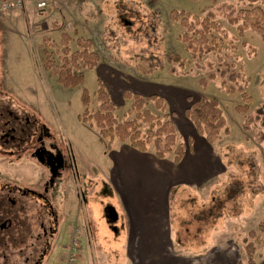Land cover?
<instances>
[{
  "label": "rangeland",
  "instance_id": "374dc122",
  "mask_svg": "<svg viewBox=\"0 0 264 264\" xmlns=\"http://www.w3.org/2000/svg\"><path fill=\"white\" fill-rule=\"evenodd\" d=\"M214 5L213 0H57L42 13L31 9L26 14L0 15L2 89L17 91L19 101L37 112L58 141L69 148L77 165L75 192L78 210L83 205L87 208L98 205L105 218L102 229L98 226V231L100 229L101 232L105 224L109 226V229L105 227L102 243L97 244L102 246V250L101 246L93 247V253V248L91 251L84 247L82 257L75 264H127L116 257L115 251H109L107 244L110 238L121 242L119 252L129 251L133 256L137 255L140 246L138 242L131 244L124 240L123 243L120 239L123 237L121 232H127L123 198L126 199L128 186L132 189L136 187L135 180L127 178L129 171L127 174L123 171L117 156L128 145L119 141H102L96 126L81 120L85 110L81 101L84 87L91 95L90 111L98 110V76L107 83L119 107L121 120L128 116L132 103L123 99L125 89L135 92L144 88V91L161 90L173 94L168 99L164 93L156 92L165 97L175 114L181 140L191 139L189 156L198 151L194 160L187 159L185 164L179 165L183 183L177 184L176 181L169 186L172 190L166 202L169 227L166 249L170 250V244L174 253H188L193 247L206 243L203 235L215 234L218 241H222L224 236V240L237 243L235 260L246 261L243 239L249 232L256 231L261 237L257 242L258 253L264 256V235L259 231V224L264 222V147L257 139L262 125L257 122L249 131L244 130L246 117L255 116L258 109L264 110V39L252 31L240 35L236 26H231L222 17L218 19L229 39H235V71L242 66L243 76L248 81L247 90L252 101L249 110L244 113L240 109L244 105L241 95L227 91L228 86L233 84L228 82L227 88H223L221 79L209 80L211 72L198 67L213 61L216 63L215 70H219L221 66L217 63V53L224 55L233 49L225 44L219 52L193 57L182 40L185 29L171 17L174 11H184L203 18V13ZM65 33L73 38L74 50L77 49V38L85 37L92 40L94 50L101 57L100 68L85 72L83 87L65 88L58 82V77L45 68L48 57L55 65H60L57 47ZM170 56H179L184 64L171 62ZM172 69H177L180 75H174ZM202 80L207 81V87L202 86ZM108 82H112L113 86ZM202 96L218 101L230 129L229 135H224L210 147L212 170L216 172L205 181L200 173L208 171L204 155L210 152L208 149L205 152V148L199 149L197 139L189 136L190 121L185 116V109L191 100ZM146 109L162 116L152 103H148ZM152 149L145 154L155 156ZM164 161L173 162L171 156ZM140 175L142 177L138 181L145 183L151 193L147 197H153L152 189L161 188L169 180L163 173L151 169L140 170ZM115 178L121 184L120 191L116 190ZM111 210L116 213V220L107 217ZM73 213V208L63 213L67 218H62L61 232L56 240L51 241V252L44 264L65 263L73 225L80 227L81 222L74 224L70 217ZM82 213L79 210V216L75 218L79 219ZM124 236L126 239L127 236ZM81 242L83 246V240ZM141 247L144 257L162 250L159 244L146 242H142ZM152 248L155 249L151 251ZM131 261H128L129 264Z\"/></svg>",
  "mask_w": 264,
  "mask_h": 264
},
{
  "label": "trees",
  "instance_id": "16d2710c",
  "mask_svg": "<svg viewBox=\"0 0 264 264\" xmlns=\"http://www.w3.org/2000/svg\"><path fill=\"white\" fill-rule=\"evenodd\" d=\"M219 1L213 0L215 5L203 13V18L184 11H174L171 17L173 20L179 21L185 29L186 33L182 40L186 43L187 51L193 57L219 52L221 46L225 44L233 49L232 52L224 55L217 53V63L221 66L219 70H215L216 63L213 61H208L204 66L198 65V67L211 72L209 80L221 79L223 88H227V83L231 82L233 85L228 86L227 91L237 92L241 95L244 105L240 109L246 113L252 101L247 90L248 81L243 76L244 68L242 66L239 71H235V39H229L227 31L218 22V19L222 17L231 26H236L240 35L252 31L264 39V0ZM72 42L73 38L70 35L63 34L60 46L57 47V52L60 53V65H55L50 57L46 59L45 64L46 70L52 71L58 77V82L65 88L83 87L85 72L94 70L101 64V57L94 50L92 40L78 37L76 50L72 48ZM244 45L247 46L245 43ZM169 60L175 61L181 66L184 64L179 56H170ZM172 73L180 75L177 69H172ZM97 81L98 110L90 111L92 99L90 92L84 87L81 101L85 110L81 120L92 126L95 125L102 141L109 140L110 143L119 141L142 153H147L150 148H153L152 150L159 160H166L171 156L174 164L179 165L183 162L192 148L191 139L185 142L181 140L174 120L175 114L165 97L158 94L141 95L126 89L122 97L124 100L132 102L127 115L133 118L129 119L128 116H125L121 120L118 116L119 107L114 102L106 83L100 76ZM201 84L203 87H207V81L202 80ZM148 103L154 104L155 109L162 113V116L146 109ZM185 116L193 124L197 134L204 137L209 145H214L224 135L230 133L225 114L214 98L202 96L199 99L191 100L185 109ZM257 122L262 125L257 139L264 147V110L258 109L255 116L248 115L244 130L249 131L255 127ZM259 231L264 235V222L259 224ZM260 240L261 237L256 231L249 232L248 236L243 239L246 261L240 260L238 264H257V242ZM262 243L264 244V237ZM80 250H82V242Z\"/></svg>",
  "mask_w": 264,
  "mask_h": 264
},
{
  "label": "flooded vegetation",
  "instance_id": "af4514ba",
  "mask_svg": "<svg viewBox=\"0 0 264 264\" xmlns=\"http://www.w3.org/2000/svg\"><path fill=\"white\" fill-rule=\"evenodd\" d=\"M76 183L69 148L0 83V264H44L63 208L77 209Z\"/></svg>",
  "mask_w": 264,
  "mask_h": 264
},
{
  "label": "crops",
  "instance_id": "0c3cea01",
  "mask_svg": "<svg viewBox=\"0 0 264 264\" xmlns=\"http://www.w3.org/2000/svg\"><path fill=\"white\" fill-rule=\"evenodd\" d=\"M101 75L107 77L109 76V75H105L104 73ZM109 84L113 86L112 82ZM140 89H141L140 91H135V92L132 91V92L141 95L164 93V96L166 98L169 97L168 99H171V95H173V94L169 95L168 93H165V91L162 92L161 90L144 91V88H140ZM120 90L121 89H119L117 93ZM189 130H190L189 136L190 135H191L190 137L194 136L195 139H197L199 143L198 144L199 149L201 148L203 150L205 148V152L207 149L210 152L211 145H209L206 142V140L203 139V137L201 138L199 135H198L199 137L197 136L195 127L191 122H190ZM113 154L115 155L116 153ZM197 154L198 151L195 152L193 156L191 155L189 156L188 153L184 160L185 161L187 159L194 160ZM117 156L119 158L121 168L123 169V171H125L126 174L129 171L127 178L130 181L135 180V184H136V187H133V189L131 188V186L127 187V189L128 188L129 189L127 190L126 193V199L123 198L124 201L123 209L127 218V228H126L127 232L126 234H124L125 232H121V235L123 237H121L120 239L123 243L124 240L126 242H130L131 244L132 242L133 243L138 242L140 243V246L137 255L133 256L130 255L129 251L126 252L127 254L124 252V250L119 252L118 249H120L119 244L121 242H116L115 239L110 238L109 239L110 243L107 244L110 247L109 251L111 252L115 251V254L117 255L116 257L124 260L125 262H127V264H129L128 261L130 260H132L131 264H238L240 260L238 258H237L238 260L237 259L235 260V256H234L235 255L234 251L238 247V244L231 241L230 239L224 240V236L222 237L223 238L222 241H218L217 237L215 238V234L209 236L203 235L202 238L205 239L206 243L203 245H197L193 247V249L189 250L188 253H183V252H180V254L174 253L175 251H173L170 244H169L170 250L168 248L167 250L165 246V241L166 242L168 241V231H169L168 222H167L168 221L167 219L168 205L166 203L167 195L172 190L171 188L172 186L169 188L171 184L172 185L175 184L176 181H178L177 184L183 183L179 175L181 174L182 171L181 167L179 166L180 164L176 165L173 162H168V161L165 162L164 160H159L156 156H153L152 154L148 155L139 152L129 146H124V151ZM204 158H206L205 161L208 171H205L204 174L200 173V176H202L203 181L208 179L213 173L216 172L215 170H212V158H213L212 152L207 153V156L204 155ZM184 160L183 162L185 164ZM132 168L133 170H131ZM147 169H151L154 172L159 171L160 173H163L164 175L167 176V180L169 177V180L163 186H161V188L152 189L154 195L153 197H147V194H151V193L146 189L145 183L138 181V179L142 177L140 175V170L144 171ZM134 170L135 172L132 173V171ZM116 179L117 178L114 179V184L116 188L118 187L116 190L120 191L121 184ZM79 210L80 211L82 210L83 213L81 217L78 219L75 217L79 216L77 215L79 213ZM79 210L78 208L74 209V213L70 217H72L76 223L81 220L80 228L82 229V240H83L82 249H84V247L88 250H91V248L93 247L99 248L101 245L100 246L97 245L98 242L102 243L101 239L102 237H105L104 231L106 230V228L109 229V226L105 224L106 228L104 227L103 230L100 232V229H102V226L105 223V218L104 215L102 214L103 212L101 213L100 211L101 209L100 207H98V205L97 206L92 205L89 208H87L86 205H83ZM67 211H69V207L65 206L62 210V214L63 213L66 214ZM63 217L64 219L67 218V216L65 215ZM98 226H101L99 231H98ZM121 227L123 228L124 226ZM117 234L118 231H116V235ZM124 235L127 236L126 239ZM106 236H108V234ZM215 241L216 243L213 244ZM142 242L143 243L146 242L148 244H159L162 250L155 254V251H153L155 248H152L151 249V251H153L152 256L144 257L141 255ZM226 242L229 243L228 246H226L227 244ZM231 243H234V245L230 246ZM94 248L93 251L91 250L93 253L95 252ZM101 250H102V246H101ZM81 257H82V251L80 252L79 259ZM256 261L257 264H264V256H261V254L257 252Z\"/></svg>",
  "mask_w": 264,
  "mask_h": 264
},
{
  "label": "built area",
  "instance_id": "2783aa9c",
  "mask_svg": "<svg viewBox=\"0 0 264 264\" xmlns=\"http://www.w3.org/2000/svg\"><path fill=\"white\" fill-rule=\"evenodd\" d=\"M57 0H0V15L12 13H28L33 9L35 12H45ZM76 224V223H74ZM74 230L70 233V246L65 256L64 264H75L80 256L82 229L73 225Z\"/></svg>",
  "mask_w": 264,
  "mask_h": 264
},
{
  "label": "water",
  "instance_id": "95a60500",
  "mask_svg": "<svg viewBox=\"0 0 264 264\" xmlns=\"http://www.w3.org/2000/svg\"><path fill=\"white\" fill-rule=\"evenodd\" d=\"M109 213H110V215L108 214L107 217L110 216L113 220L117 219V215L113 210L109 211ZM114 230H116V229H114Z\"/></svg>",
  "mask_w": 264,
  "mask_h": 264
}]
</instances>
